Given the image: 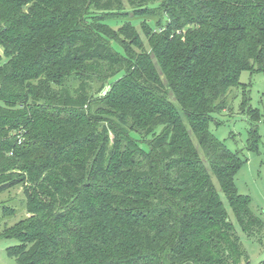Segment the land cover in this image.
I'll return each mask as SVG.
<instances>
[{
    "label": "trees",
    "instance_id": "1",
    "mask_svg": "<svg viewBox=\"0 0 264 264\" xmlns=\"http://www.w3.org/2000/svg\"><path fill=\"white\" fill-rule=\"evenodd\" d=\"M0 45V194L22 186L28 213L0 229L16 264H250L220 190L248 236L264 220L210 123L241 88L258 145L240 77L264 74V0H0Z\"/></svg>",
    "mask_w": 264,
    "mask_h": 264
},
{
    "label": "rangeland",
    "instance_id": "2",
    "mask_svg": "<svg viewBox=\"0 0 264 264\" xmlns=\"http://www.w3.org/2000/svg\"><path fill=\"white\" fill-rule=\"evenodd\" d=\"M122 21L118 20L110 23L113 27L118 28L123 23ZM6 60L7 57L4 48L0 45V64H3ZM119 75L122 76V73ZM240 80L248 84L250 106L260 109L262 113L261 118L256 123L259 132L257 147L253 149L248 142L251 120L246 113L247 111H242L241 108L243 99V90L241 88L238 90L235 89V94H232L231 102H233V107L221 114H215L214 120L210 123V129L218 139L226 143L229 149L239 151L241 156L246 160L236 174L235 182L239 193L249 196L251 199V208L264 220V74L262 72L246 70L242 72ZM94 87H97L96 83ZM19 90L20 88L16 89L13 81H10L9 84L6 83V86L2 87L1 91L10 96L24 93L25 91L19 92ZM102 94H105V92H102ZM28 102L30 101L28 100ZM42 110L44 108L40 107L35 114L39 115V111ZM27 127L24 126L22 131L26 133L28 130ZM214 180L217 183L215 177ZM220 192L229 217L235 224L241 241L248 253L249 263L260 264L264 261V233L262 234L263 241H260L257 237L248 236L241 229L226 196L221 190ZM4 202L16 208L15 215L5 216L3 214L2 205H4ZM27 216L25 194L22 186H16L0 194V229H3L6 225H12ZM16 243L17 240L12 238H0V264H16L15 258L11 257L7 252L8 247Z\"/></svg>",
    "mask_w": 264,
    "mask_h": 264
}]
</instances>
